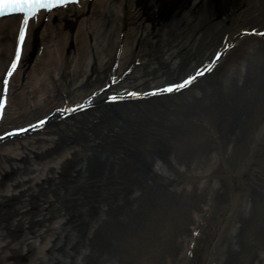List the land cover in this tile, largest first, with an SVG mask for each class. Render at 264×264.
I'll list each match as a JSON object with an SVG mask.
<instances>
[{
	"label": "rangeland",
	"instance_id": "rangeland-1",
	"mask_svg": "<svg viewBox=\"0 0 264 264\" xmlns=\"http://www.w3.org/2000/svg\"><path fill=\"white\" fill-rule=\"evenodd\" d=\"M213 1L217 6L222 0ZM184 2L185 0H180L168 14H164L163 10L167 6V0L160 1L161 12L151 5L147 8V12H152L154 16L150 22L156 25L159 22H170L175 10ZM226 3L220 5L218 17L212 24L225 17L229 24L239 8L251 6V1L248 0H227ZM261 6L260 10L264 13V4ZM58 23L56 18L53 24ZM77 23L78 21L69 24L65 32L74 34ZM53 24H50L52 27L48 30L51 33L55 28ZM203 30L205 35L199 45L218 31L215 26H206ZM183 31L186 33L181 34L180 30L177 32L182 38H188L189 30ZM91 36L89 41L92 45L85 54L86 61L75 56V50L70 48L66 55H62L58 68H55L46 66L50 57L43 58V54L34 58L31 53L28 61L24 62L25 71L22 72L21 81L15 82L16 92L23 90L27 77L36 68L38 77L45 74L58 86L55 93L63 85L71 87L73 81H70V77L73 73L78 76L81 65L86 67L87 63L92 62V49L93 52H101L102 47H97L96 42L98 38H102L98 34ZM40 42H44L45 49L56 51L54 39L40 38ZM144 42H141L142 49H145ZM167 44L168 41H164L157 46L160 47L158 50L163 48L165 51ZM261 46L264 51V42ZM243 50L244 46L233 51L213 75L191 91L173 99L171 103L156 100L153 101L154 104L143 102L115 106L107 110V114V111L97 113L102 115V123L95 126L89 124L92 113L80 116L77 121L72 120V140L66 132L63 135L54 133L56 141L51 143L52 148L44 157L26 158L17 162L20 165L19 175H22L19 180L22 181H14L18 176L17 167L13 166L11 170L12 162L0 157V195L6 194L5 187L9 184L11 188H18L10 189L8 195L18 194L34 185V194L45 193L36 201L25 226H22L23 230L15 240L0 230V264H82L87 260L93 264H130L133 256H138L141 264H163L168 258H174L177 254L176 247H179L174 235L183 223L177 219L187 221L191 216L189 209L198 208V203L201 202L200 194L193 186L186 191L181 182V170L187 168L194 154H202L203 159L208 161L212 157L230 158L233 153L242 149L240 124L249 118L252 111L243 108L241 99L254 97L255 69L251 66L253 55L247 56V65L242 71L238 66L230 70V63L245 56ZM162 55L163 52H159L157 57ZM62 70L68 75L66 79L61 78ZM141 74L142 70L135 76ZM16 92L12 96L14 107H18ZM198 118L206 121L201 129L198 127ZM260 119L264 121V112ZM63 127L54 125L48 131ZM112 129L115 134L110 140L86 150L87 134L93 131L105 133ZM92 153L95 157H90L86 162L88 155ZM94 158L100 161L97 165L101 176L97 181L90 179L88 172L87 175L84 172L92 169L88 164H93L89 160ZM83 162V168L80 169ZM63 170L68 171L65 177L61 175ZM4 172L7 173L3 174ZM46 174L51 176V180L44 183L42 179ZM34 177L35 180L30 182ZM23 183L24 186L21 185ZM79 186H88L92 193L87 195L90 200L85 201L89 204L82 207L78 203H70L71 195L65 194L67 189L73 190ZM221 190L213 196V202L221 197ZM43 198H46L45 202ZM260 199L249 202L239 217L240 227L228 235L222 264H264V196ZM13 208L14 202L10 205L0 204V213ZM177 208L181 210V216L177 219L170 218ZM65 209L71 212L73 219L70 223L62 224L67 219L63 218ZM30 219L33 221L30 222ZM32 223L35 225L34 232L27 235V226ZM181 231H187V227L181 228L178 234ZM186 233L183 235L186 236ZM13 251L17 256H13ZM86 255L91 258L86 259Z\"/></svg>",
	"mask_w": 264,
	"mask_h": 264
},
{
	"label": "bare ground",
	"instance_id": "bare-ground-1",
	"mask_svg": "<svg viewBox=\"0 0 264 264\" xmlns=\"http://www.w3.org/2000/svg\"><path fill=\"white\" fill-rule=\"evenodd\" d=\"M251 1L249 6H245L244 8H239L234 15V17L231 19V22L229 24H224V22L227 21V19L221 20L220 22L212 24L213 20L218 16L219 11L218 8L220 5H226L227 0H222L219 5L215 6L214 1L212 0H185L183 4H181L176 10L174 15L170 18V22L168 23H162L159 22V24L156 26L154 22H150L151 18L154 16L153 13L147 12V8L151 5L154 6V8H159V2L160 0H94L93 8H89V4L91 2H80L79 6H69L64 7L60 10L53 11L49 15H46L49 17V21L47 22V30H49L50 24L52 25L54 20L57 18L59 21L58 24L55 25V28H53V32L51 31L47 32V36L50 38V40L54 39L56 51L49 50L47 48L44 52L43 58L50 57L46 63V66H53L55 68H58V62H62V55H66V53L69 52L71 47H76L80 53L79 58L86 61L85 54L89 51V47L92 45L91 42H89V39H92V34H98L102 39L100 40L98 37V41L96 42L98 45L97 47H102L101 52H93L92 49V62L90 61L87 63L86 67H84V64L81 65L79 75L77 76L76 73H73V75L70 77L73 81V87L71 88L69 86H64L62 89L59 90V92L55 93L57 91V85L55 84L45 76H37L35 71L37 72L38 68L33 69L32 73L30 75V79L25 82L23 85V90L16 94V105L18 107H14L13 104H11L13 101L11 99L10 94V105L9 107H6V113L4 115V121L1 123L2 127L4 125L8 124H27L31 123L32 121H35L38 119V117H43L47 115V113L51 112V110L55 107L61 106L62 102L65 98L70 99L73 97V100L77 98H83L85 95H89L91 92H93L95 89L100 88L105 84V79L107 76L108 71H110L113 62H115V53L117 50V47L119 46L120 42H123L119 38V33L121 31H125V27L128 26V24H131L132 26L128 29V34L125 39V48L122 54L121 63L119 69L122 70L126 64L133 63L137 58L141 56V60L144 59L145 55H150L152 53H158L159 50L154 51V49L161 45L164 41H168L167 48L171 49H179L176 51L178 52L179 58L176 56L172 57L171 59L175 58L171 65L167 69V71L162 72L159 76H156L155 79H149L146 84L152 85V83H155L154 86H161L163 85V82H172L180 80L184 75L189 73L191 70L196 68L198 65L202 64L206 59L210 58V54L213 53V51L218 47V45L221 42V39L223 35L227 32L228 34V41L234 38V35L241 30V28H245L244 25L252 24L250 27H254L257 25H264V17L261 15L262 10H260L261 4H264V0H257V1ZM213 3V4H211ZM68 9V12H66ZM245 9V10H244ZM244 10V11H243ZM240 11H243L242 13ZM58 14V15H57ZM262 16V17H259ZM122 17V18H121ZM122 19V21L120 20ZM43 16L38 18L37 22H31L29 25V31L27 38L25 40V49H24V55L23 59H27L32 51V48L36 44L37 41V33L40 26H42L45 22H43ZM78 21L77 27L75 30L76 39L74 40L72 38L71 32H65V28L69 26V24ZM121 21V22H120ZM150 24H149V23ZM19 25V17L18 16H10L0 19V81H1V74L5 68V66L8 64L12 49L14 46L15 41V35L16 31L18 29ZM211 28L212 26H215V28L218 29L216 32V35L209 39L208 41L205 40L204 44L201 45L198 49L193 51L194 44L201 39V36L204 34V28L205 27ZM184 27H191L188 32V38H182L180 39V36L178 35V30L184 28ZM264 27V26H263ZM258 30H261L259 28ZM202 32V35L200 36ZM55 33V34H53ZM147 33V37L150 34V37L147 41L144 42L145 37L144 34ZM53 35V36H52ZM194 38L196 40L195 43L187 44V41L190 38ZM237 38L240 37L239 35L236 36ZM235 38V39H237ZM120 40V41H119ZM141 42H144L145 49H142L140 44ZM263 43V40L258 39L257 37H244L241 40V43L237 47V49L244 46V53H245V59H247L248 55L254 54L259 50L260 48H263L261 45ZM187 44V45H186ZM185 46L184 48H182ZM91 48V47H90ZM182 48V49H180ZM158 49V48H157ZM148 50V51H147ZM186 50V52H184ZM146 51V52H145ZM163 51V50H162ZM173 51L172 53H174ZM182 53V55H181ZM142 54V55H141ZM144 57V58H143ZM74 58V57H73ZM245 59L243 56V59H236L233 62L230 63L231 69L234 66H238L239 70H241L243 67L246 66ZM82 60H80V63H82ZM44 61V60H43ZM42 61V62H43ZM171 61V60H170ZM169 61V64H171ZM225 61V60H224ZM49 64V65H48ZM25 65V64H24ZM137 67H135L136 70ZM157 70V69H156ZM24 66H23V60L19 67L17 68L12 80H11V91L15 92V82L20 80V78L23 76L22 72H24ZM155 71V69H154ZM90 72V74H89ZM46 74L48 72H45ZM62 78H67L68 75L65 74V72L62 71L61 73ZM90 76V77H89ZM211 76V75H210ZM84 77L86 80L84 81ZM60 78V77H59ZM76 78V79H75ZM90 80L88 81V79ZM130 78V77H129ZM75 79V81H74ZM21 81V80H20ZM61 82H63L61 80ZM87 82V83H86ZM138 82H133L132 85L129 86H138L136 85ZM140 83V82H139ZM85 85V86H84ZM22 88V86H20ZM92 88V89H90ZM192 87L191 89H193ZM71 90H75L72 91ZM0 91H1V85H0ZM60 91H67L66 95H61ZM70 91V92H69ZM190 91V90H189ZM107 92H104V95ZM185 93V92H184ZM103 95V96H104ZM178 96V95H177ZM174 98L176 96L172 97H161L158 99H163L166 103L173 102ZM156 99H150L147 103L154 104ZM80 101V100H78ZM77 101V102H78ZM154 101V102H153ZM132 103H127L126 105H131ZM115 104H108L103 105V108L105 107H114ZM119 105H125V104H119ZM13 107V111L10 114V110ZM98 110H92V116L90 118V125H98L99 123H102V115L97 114ZM18 112V115H15V113ZM106 114L109 113V111L105 112ZM10 114V115H8ZM81 115H78L80 117ZM37 118V119H36ZM72 120L71 118L67 119V121ZM77 121V120H76ZM198 127L202 128L203 126V120L202 118H198ZM0 125V127H1ZM66 125L63 128H57V129H50L49 133H46L42 137H37L38 134H35L34 137H31L26 140L22 141H13L10 143H6L4 145H0V157L4 160H10L12 162L11 170L14 168L13 166L17 167L18 176L14 178V181L22 179V175L20 173V165L17 164V162L23 161L26 158H39L44 157L45 154L51 150V143L55 142V135L54 133H60L63 135V133L66 132V135H69V139H73V133L74 127L73 125L69 126ZM62 129V130H61ZM64 130V132H63ZM108 132L100 133L93 131L91 134H87V140L86 142V150L93 149V147L100 145V143H103L105 140H110L111 137L115 134V130H107ZM86 136V135H85ZM110 136V137H109ZM27 150V152H26ZM21 151V152H20ZM25 153V154H23ZM32 154V156H31ZM90 157H95L94 153L89 154L87 160ZM96 159V160H95ZM93 164H88V167L91 165V170L84 171L88 176H90V179H94V181H97L101 176L100 168L98 167V163H100L99 159L94 158L89 160ZM83 164H81L80 169L83 168ZM223 168V167H222ZM94 169V171H93ZM228 170V169H227ZM225 169H220L219 176L223 177L228 183L226 187L225 193L228 195L226 199L232 200L231 209L229 214H227L224 218L223 225H215V227H210L208 230H202L203 235H207V237L204 239V248H202V252L199 255L198 250L193 252V249H191V243L193 241H196V237L193 235L195 231L200 233L201 231L196 227L195 225L199 224L200 229L203 226L201 222H199L200 218L202 217V213L204 209L209 206L210 201L212 200L213 196L219 192V188L217 185L218 178L220 177L216 176L214 179H210L207 181H201V182H193V181H187L186 184L188 185L186 187V191L190 189V184H194L192 187L195 191H198L201 197V202L198 206V208H192L189 209L191 216L186 221H184L183 218H179L181 216V212L179 214H175V217L177 221H180L182 225L179 227L180 229L175 233L174 237L177 239V245L179 247L177 248V254L171 258H168V260L165 261L163 264H174L178 261L183 260V263L189 264L187 260V252L188 249L192 250L194 256H191L192 258H197V255L201 257L199 264H208L209 260L211 259V256L214 251H216L217 245H219V238H223L222 231L225 227V225L230 221L231 213L234 209V200L237 199L236 196L239 193L238 190H234L232 187L233 185H238L241 182V177L239 173H235V171L229 170L227 171ZM67 170H63L61 172L62 176L67 175ZM7 172H4L3 174H6ZM92 173V174H91ZM82 174V172L80 173ZM20 177V178H19ZM41 177L40 175L38 176ZM35 180L34 178H31L29 181L33 182ZM44 183H47L51 180V176L46 174V176L42 179ZM22 181V180H19ZM18 181V183H19ZM38 182V181H37ZM75 182V181H74ZM55 183V182H54ZM77 183V182H76ZM26 184V183H25ZM24 186V183L21 184ZM20 185V186H21ZM259 187H263V185L258 184ZM11 185H6L5 191L6 194L4 196L0 195L1 200L0 204L10 205L11 202L15 203V208L13 210H5L4 213H0V230L5 231V235L7 237L11 238L12 240H15L17 236L21 233L23 230L22 228L25 226L28 214L31 212V209L35 207L36 201L41 199V196H44L42 192L34 194L35 189L29 186L26 189L21 190L18 194L11 193L8 195V191L16 190L18 187H10ZM91 186V185H90ZM221 189V188H220ZM225 189V188H224ZM40 190V189H39ZM192 190V189H191ZM190 190V191H191ZM46 191V190H45ZM51 192V191H47ZM69 196L71 195L72 200L70 199L69 202L76 205V203L82 205L89 204L90 196L87 197L89 192L88 186H83L82 188L79 186V188L74 187L73 190H66ZM92 194V193H91ZM4 199H3V198ZM28 199H32V201H27ZM44 202L46 198H43ZM248 205V201L247 204ZM184 207V205L182 206ZM74 210V209H73ZM29 211V212H27ZM75 211H78L75 210ZM65 217L67 218L62 222V224L70 223L73 219V215H71V212L68 209H65V212L63 213ZM17 221V224H14ZM33 221V219H30V222ZM36 222V221H35ZM231 222V221H230ZM180 224V223H178ZM185 224V225H184ZM81 225V224H80ZM23 226V227H22ZM187 227L188 236L183 235L180 232L181 228ZM231 233L239 227L238 220L233 223V226H231ZM28 232L27 235L30 233H33L35 229V225L29 224L27 226ZM192 230L191 234L189 233V230ZM188 239V240H187ZM187 242L185 243V241ZM223 241V239H222ZM19 242V241H18ZM224 244V241L222 242ZM200 251V249H199ZM14 252V251H13ZM223 252V251H222ZM13 256H17V254L14 252ZM86 259H90L91 256L85 257ZM84 258V259H85ZM194 258V260H195ZM264 259V257H263ZM256 263V261H255ZM82 264H93L92 261L87 260L83 262ZM119 264V262H118ZM198 264V263H197Z\"/></svg>",
	"mask_w": 264,
	"mask_h": 264
},
{
	"label": "snow or ice",
	"instance_id": "snow-or-ice-1",
	"mask_svg": "<svg viewBox=\"0 0 264 264\" xmlns=\"http://www.w3.org/2000/svg\"><path fill=\"white\" fill-rule=\"evenodd\" d=\"M70 2V0H0V16H4L5 14H22L23 15V21H22V29L19 33V44H20V50L18 51L16 55L15 61L12 63L10 69L8 70L6 74V78L4 79V90H3V97H2V103H0V116L3 114L4 106L8 102V90H9V84L10 80L13 76V73L17 70V67L20 62V54L19 52L22 51L23 45L25 42V38L29 29V23L34 18L38 17L41 10H51L57 6L60 5H66ZM78 2V0H76ZM264 34V33H262ZM220 57L217 56V59ZM203 71L198 72V75H203ZM197 76H189L186 80H184L182 83L176 84L172 83L169 84L166 88H157L156 92H172L174 90L182 89L187 86H189L196 78ZM111 87V85H109ZM148 93H140V92H134L132 95L140 96V95H147ZM113 100L121 99L122 97L118 95H113L111 97ZM77 108L82 107V105H77ZM74 110V109H73ZM45 121H40V125L43 126ZM31 127H34L31 126ZM18 131H26V129H18ZM13 135L15 133H12Z\"/></svg>",
	"mask_w": 264,
	"mask_h": 264
}]
</instances>
